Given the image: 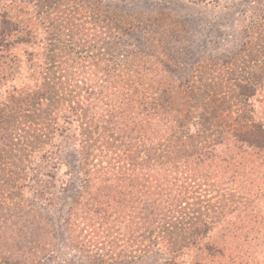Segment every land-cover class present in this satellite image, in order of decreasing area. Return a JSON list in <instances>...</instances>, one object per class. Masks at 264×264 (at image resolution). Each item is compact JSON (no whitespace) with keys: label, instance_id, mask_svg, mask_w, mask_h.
<instances>
[{"label":"trees","instance_id":"16d2710c","mask_svg":"<svg viewBox=\"0 0 264 264\" xmlns=\"http://www.w3.org/2000/svg\"><path fill=\"white\" fill-rule=\"evenodd\" d=\"M262 24L258 37L251 35L233 55L181 78L174 54L112 46L107 36L128 34L138 25L113 16L102 0H0L2 78L11 77L9 66L17 61L12 47L36 45L43 31L41 59L36 51L26 52L35 83L0 101V217L9 210L15 217L25 212L22 200L13 198L29 183L38 185L34 195H44L46 173L38 155L54 143L63 123H77L82 175L77 194L97 195L96 212L103 213L105 225L104 236L85 247L107 256L120 241L141 237L148 251L165 246L166 264H179L177 257L200 246L209 233L207 217L212 223L210 218L221 216L210 217L209 195L228 201L224 214L236 211V204L248 208L253 204L248 195H257L238 178L244 172H230V166L244 160L264 165V124L250 115L251 99L264 87ZM144 41L157 49L165 42L161 36ZM253 64L259 68L251 72ZM231 110L240 114L231 118ZM250 177L264 184V169ZM199 202L206 206L194 205ZM137 208L144 214L142 233L128 224L129 235L120 234L117 226L130 223ZM36 228L35 246L29 247L33 262L48 251ZM11 232L0 226V244L10 243L0 253L5 263L15 255ZM20 246L17 256H27L26 245Z\"/></svg>","mask_w":264,"mask_h":264},{"label":"rangeland","instance_id":"374dc122","mask_svg":"<svg viewBox=\"0 0 264 264\" xmlns=\"http://www.w3.org/2000/svg\"><path fill=\"white\" fill-rule=\"evenodd\" d=\"M102 4L110 9L113 16L118 15L123 21L125 18L132 20L138 25L137 29L128 34L111 38L107 36L112 46L117 42L118 47L124 46L146 54L162 51L174 54V68L181 78L192 74L199 65L219 62L224 57L233 55L251 35L258 37L262 32L258 27L261 23L264 25V0H102ZM120 36L121 39H118ZM160 36L165 40L162 47L157 49L156 46H145L149 43H144L145 38ZM42 37L43 31L40 29L36 45L16 44L12 47L11 53L16 56L17 61H12L9 66L11 77L2 78L0 74V101L5 100L14 89L35 83L32 77L34 71L26 52L36 51L40 60L43 51ZM253 67L255 69L251 72L259 68L257 64H253L249 65L248 70ZM249 76L252 77L253 74ZM251 104L250 115L264 124V87L251 99ZM228 113L231 118L240 114L233 110ZM62 127L64 129L54 143L37 158L38 164L46 173L43 177L45 181L41 184L45 186L44 195H34L38 185L31 182L23 195H14L13 198L15 202L22 200L25 212L15 217L12 210H9L6 212L9 215L0 217V226L12 230L14 239L11 244L16 245L11 247L15 252L13 262L5 263L1 258L0 264H166L170 255L165 246L159 243L148 251L141 237L137 242L131 239L116 242L118 247L113 254L111 251L107 252V247V256L102 255L97 248L85 247L95 243L99 238L98 234L104 236L103 213L98 211L102 213L100 216L96 212L97 202L95 205L94 197L97 195L77 194L81 190L82 178L79 170V129L77 123H63ZM221 149L224 150L225 146L221 145ZM239 168L244 172L241 178L238 177L240 181H244V187L251 193L257 192V195H248L247 202L251 199L253 204L245 209L236 204V211L224 214L221 212L227 206L223 204H229L228 201L221 195H209V201L213 204L209 210L210 217L211 214L221 216L213 221L210 218L212 223L207 217L210 231L200 246L184 250L175 262L264 264V192L261 188L264 184L251 177L247 179L253 171L263 170L264 165L260 167L258 162L244 160L242 166L231 165L230 172ZM196 200L190 198V203H195ZM194 205L204 207L206 202ZM135 211L130 213V223L127 219L125 223L119 224L122 226H117L121 228L120 234L129 235V227H126L128 224L130 227L137 225L139 233H142L143 219L139 216L144 214L139 213L142 212L140 208ZM34 228L48 247V251L35 262L29 259L32 254L29 249L34 251L29 247L35 246L31 239V229ZM9 244L6 247L0 244V253L4 254L10 247ZM17 245H26L28 255L18 257L16 253L19 250H15L16 247L18 249Z\"/></svg>","mask_w":264,"mask_h":264}]
</instances>
